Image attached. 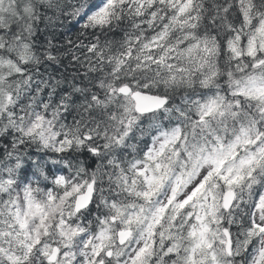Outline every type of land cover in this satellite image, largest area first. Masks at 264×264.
Returning a JSON list of instances; mask_svg holds the SVG:
<instances>
[{
  "label": "clouds",
  "instance_id": "obj_1",
  "mask_svg": "<svg viewBox=\"0 0 264 264\" xmlns=\"http://www.w3.org/2000/svg\"><path fill=\"white\" fill-rule=\"evenodd\" d=\"M264 0H0V264H264Z\"/></svg>",
  "mask_w": 264,
  "mask_h": 264
},
{
  "label": "snow or ice",
  "instance_id": "obj_2",
  "mask_svg": "<svg viewBox=\"0 0 264 264\" xmlns=\"http://www.w3.org/2000/svg\"><path fill=\"white\" fill-rule=\"evenodd\" d=\"M261 230L264 231V228H262Z\"/></svg>",
  "mask_w": 264,
  "mask_h": 264
}]
</instances>
